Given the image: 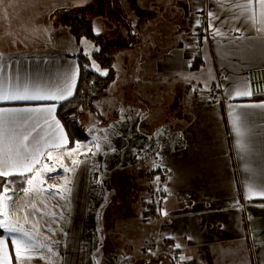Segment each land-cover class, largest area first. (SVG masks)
I'll return each instance as SVG.
<instances>
[{
	"label": "crops",
	"instance_id": "obj_1",
	"mask_svg": "<svg viewBox=\"0 0 264 264\" xmlns=\"http://www.w3.org/2000/svg\"><path fill=\"white\" fill-rule=\"evenodd\" d=\"M181 1L187 15L186 28L175 37L163 31V41L148 46L152 49L149 81L139 84L147 85L149 92L157 87L164 89L170 96L186 89L194 98L189 114L166 123L165 134L154 137L158 138L153 147L157 149L127 166L103 171L104 153L100 155L93 143L87 154L76 150V157L87 156L77 158L69 184L71 192H64L60 188L63 184L54 190L60 195L57 215L39 210L37 202L45 189L39 170L46 159L67 155L68 143L46 149L51 151V158L47 154L40 157L33 172L24 175L33 180L32 185L27 184V194L15 190V216L24 214L28 224L40 215L46 226L55 220L53 230L63 231L60 264H79L82 232L90 212L99 218L105 264H171L166 257L171 250L180 252L185 264H264V197L260 194L264 188V95H253L256 87L250 85L251 72L261 70L255 76H264V8L260 0ZM59 6L58 0H0V78L7 81L12 77L14 82L19 76L22 82L30 79L34 84L51 86L65 72L78 69L74 95L80 74L75 55L49 48L47 40L40 44L46 39L41 26L46 31L55 27L50 15ZM204 15L207 21L201 27L196 19ZM199 32L206 39L204 72L197 71L195 62ZM213 88L220 95L217 101L209 99ZM245 90L251 95H236ZM51 103L55 102L6 103L0 107L34 108ZM180 105L175 103L174 110L180 112ZM237 116L242 137H237L233 126ZM15 128L17 136L35 129L32 136L37 138L53 131L35 115L27 122L23 116L18 118ZM126 153L135 155L139 151L127 148ZM153 171L156 174L147 177L146 173ZM102 173L107 174V183L101 179ZM133 186L137 187L136 194ZM149 189L161 200L160 212L142 222L130 206L138 202V192ZM26 226L23 228L27 231ZM0 239L6 242L4 255L9 264H13V258L17 264L8 234Z\"/></svg>",
	"mask_w": 264,
	"mask_h": 264
},
{
	"label": "rangeland",
	"instance_id": "obj_2",
	"mask_svg": "<svg viewBox=\"0 0 264 264\" xmlns=\"http://www.w3.org/2000/svg\"><path fill=\"white\" fill-rule=\"evenodd\" d=\"M113 1L115 9L122 16L121 19L117 18L114 13L115 9H112L108 4ZM105 2H107L106 9L98 11L99 14L95 17L89 15V19L93 23L96 34L106 36L108 40L120 43L122 48L110 53L115 71L114 81L105 89L104 96L92 101L89 108L85 109L79 118V123L88 140L79 143L81 145L80 153L87 154L86 151L90 149V143L94 144L93 148H95V143H99L101 147L97 152H100V155L104 153L105 156V165L102 167L103 171L130 165L134 163L135 159H142L149 152L152 154L157 149L153 147L158 142V138L154 139V137L165 134L166 123L172 122L180 116L181 118L187 116L190 110V103L194 99L186 89H181L178 96H170L166 90L158 87L153 92H149L147 85H145L149 81L147 76L149 71L148 65L150 64L152 55V49L148 46H155L157 43L163 41L164 32L167 35L171 33L175 37L180 30L186 28L187 15L183 1L58 0V4L62 5V7L59 6L58 8L97 7ZM116 23H119L116 26L117 31L115 30ZM129 25L132 27L131 30L136 33L131 38L127 34ZM41 29L46 39H43L40 44L43 45L47 40L46 44L49 48L58 49L63 54L76 55L79 52L90 54L98 50V47L88 39H81L77 43L74 42L64 26L56 25L48 31L41 26ZM182 39L185 40L184 38ZM128 44H133V46L128 47ZM158 68L166 69L164 66ZM94 69L99 74L102 73L96 65ZM142 81L145 84L141 86L139 83ZM175 103H181L179 107L181 108L180 112L174 110ZM137 117L138 120L136 122ZM149 120H152L151 123ZM163 120L165 123H162ZM149 123L150 125H148ZM144 126H151L152 129L148 131L146 128L143 129ZM145 132L149 134H145ZM127 148H137L139 153L130 155L126 153ZM84 156L76 157L75 155L68 157L64 155L63 158H60L56 155L51 160L46 159L43 161V166L39 171L43 172L42 180L45 189L44 193L40 195V201L37 202V205H40L39 210L41 209L43 214L57 215L59 213V207L61 206L59 201L60 195L54 190L57 189V186L64 185L66 178L69 181V187L73 173L76 170L71 161L72 159L78 160ZM65 166L74 169V171L65 172ZM106 176V173L101 174V179L104 180L105 178V182L107 181ZM63 185L60 188H63ZM9 186L13 197L9 200L11 204L5 202V216L18 226L24 227L27 225V231L32 234V243L35 246L34 250L30 253L25 254L22 251L21 259L17 260V264H60L61 247L59 244L63 237V231L60 228L53 230L52 224L56 223L55 220L51 225L48 224L46 226L42 222L40 215L33 220L30 219L31 221L26 225L22 221L15 222L14 220L19 217L20 213L16 216L13 214L12 204L17 203L18 198L13 186ZM105 188L107 187L105 186ZM131 188L134 194H136L137 187L133 186ZM65 208H67V205H65ZM92 210L94 211L95 208ZM159 212L160 210L157 212V215H159ZM93 218V213L90 212L82 232L84 241L86 242V252L83 257L84 264L93 263L92 259L96 249L92 228L90 227V222L93 223ZM7 234L5 232L6 236ZM17 237L20 238L18 234ZM96 263L105 264L101 261L100 257L97 258ZM108 264L111 263L108 262Z\"/></svg>",
	"mask_w": 264,
	"mask_h": 264
},
{
	"label": "snow or ice",
	"instance_id": "obj_3",
	"mask_svg": "<svg viewBox=\"0 0 264 264\" xmlns=\"http://www.w3.org/2000/svg\"><path fill=\"white\" fill-rule=\"evenodd\" d=\"M260 4L262 8H264V0H260ZM0 71H2V69H0ZM76 72H78V69L76 71L65 72L60 81L51 86L38 83L34 84L30 79H25L22 82L19 76L15 77L14 82L12 77H9L7 81L0 78V104L41 101L55 102L43 104L34 108L0 107V177L8 178L14 175L24 176L26 173H31L35 166L40 163V157L47 154L49 158H51V151L46 152V149L61 148L68 143V138L64 134V129L60 125V121L55 118L54 113L59 102L67 100L73 95L76 83ZM101 74L106 75V72H102ZM236 95L250 96L251 93L247 90L237 91ZM261 107H264V105H261ZM34 115L39 119H43L48 129L53 130L51 134L49 135L46 133L44 137L37 138L32 136V131H35V129H32L23 136H17L15 128L17 119L23 116L25 122H27L32 119ZM233 126L237 137H242L244 133L241 130V119L239 116L235 117ZM41 142H43L44 145L43 149L41 148ZM240 146L243 149V144ZM80 147L81 145L77 144L75 149H68L67 155L72 156L73 152ZM100 147L101 145L99 143H95L97 151L100 150ZM93 155H95V153H93ZM71 163L76 165L78 161L72 159ZM64 171L69 172L74 171V169L65 166ZM36 174L39 175V172ZM7 182L10 181L6 180V183ZM32 183V178H28L27 184L32 185ZM68 183L69 181L66 178L65 185L63 186V191L66 193L71 192ZM8 191V187H3L4 194ZM22 191L27 194L29 190L28 188H24ZM260 194L264 197V188L260 190ZM2 198L3 197H0V199ZM7 199H11V197H7ZM0 229H3L9 234L11 244L14 246L17 253L18 261L21 259L22 251L27 254L34 250L35 246L32 243V234L26 231L23 226H17L13 223L2 211H0ZM17 234L20 238L17 237ZM5 247V240L0 239V264H9L7 257L4 255ZM176 247L179 248L181 245L177 244ZM181 259H183V257Z\"/></svg>",
	"mask_w": 264,
	"mask_h": 264
},
{
	"label": "trees",
	"instance_id": "obj_4",
	"mask_svg": "<svg viewBox=\"0 0 264 264\" xmlns=\"http://www.w3.org/2000/svg\"><path fill=\"white\" fill-rule=\"evenodd\" d=\"M106 4L107 2L100 4L97 7L85 6L74 9L59 8L50 15L51 23L55 26H64L74 42L77 43L81 39H88L92 41L96 47H98L97 51H93L90 54L79 52L75 55L80 68L79 80L75 93L72 98L58 105L56 116L63 125L68 138L67 150L74 149L77 144L88 141L87 136L84 134L79 123V118L81 117L82 112L89 108V105L92 104V101L100 98L104 94V91L109 86V84L114 81L115 71L113 69V59L110 56V53L120 50L122 45L118 42L108 40L106 36L96 34L93 23L91 22V19H89V15H93V17H95L99 14L98 11L101 9L105 10ZM108 4L112 9H115L114 1ZM114 13L118 19L122 18L117 9H115ZM117 25H119V23L115 24L116 31L118 30L116 27ZM131 29L132 27L129 25V31L127 34L130 38L136 35V33ZM127 46L132 47L133 44H128ZM95 65L101 70V72H106V75L102 76L99 74L94 69ZM155 174V171L146 173L147 177L149 178ZM28 178V175L8 178L0 177V195L2 194V187L4 184H6V180L10 181L7 183L12 185L13 189H15L19 194H23L24 191H22V189L27 188ZM160 204V199L156 205L153 203L134 202L130 206V209L141 218L142 222H146L150 218H155L158 216L157 212L160 210ZM99 211L96 212V215L99 214ZM92 230L93 241L96 244V249L92 259L93 263L91 264H97L96 260L98 257H100L102 261V232L100 231V222L98 217H94ZM4 235V230L0 229V237ZM85 252L86 242L83 241L79 264H84L83 257ZM15 263L16 262L13 258V264Z\"/></svg>",
	"mask_w": 264,
	"mask_h": 264
},
{
	"label": "built area",
	"instance_id": "obj_5",
	"mask_svg": "<svg viewBox=\"0 0 264 264\" xmlns=\"http://www.w3.org/2000/svg\"><path fill=\"white\" fill-rule=\"evenodd\" d=\"M196 20H197V23L199 22L198 23L199 26L205 27L206 21H207L205 15L197 17ZM197 35L199 36L200 43L197 46L198 54L195 57V62L197 66V71L204 72L207 69V62L205 58L206 39H205V35L202 32H199ZM260 72H263V71L257 70V71H253L250 73L251 75L250 85L256 87L255 90L252 89V93L255 96L264 95V87H260L262 84H264V76H260V77L255 76V74L260 73ZM257 86L259 87L257 88ZM209 99H211L212 101H217L220 99L219 92L216 88H213L209 91ZM9 185L10 184L8 183L3 185V187L5 186L8 187L9 191L6 194H4L3 187H2V194L0 195V197H3L2 199H0V211H2L4 214H5V209H4L5 202L10 203L9 200H11L13 197V194L10 191ZM7 197H11V199H7ZM136 199L139 203H153L154 205H156L159 202V197L153 189H149L144 193L138 192L136 195ZM10 217L12 216L10 215ZM14 221L17 223L22 221L25 224H27L28 217L20 213L19 217L16 218ZM166 257L170 261L171 264H185L186 262L184 256L177 250L169 251ZM182 257L183 259H181Z\"/></svg>",
	"mask_w": 264,
	"mask_h": 264
},
{
	"label": "bare ground",
	"instance_id": "obj_6",
	"mask_svg": "<svg viewBox=\"0 0 264 264\" xmlns=\"http://www.w3.org/2000/svg\"><path fill=\"white\" fill-rule=\"evenodd\" d=\"M76 213H77L76 210H74V215H75Z\"/></svg>",
	"mask_w": 264,
	"mask_h": 264
}]
</instances>
